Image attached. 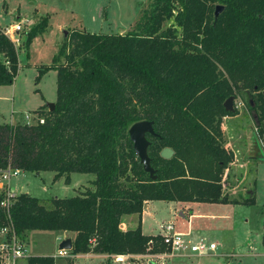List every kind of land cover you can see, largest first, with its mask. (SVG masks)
<instances>
[{"label":"trees","instance_id":"trees-1","mask_svg":"<svg viewBox=\"0 0 264 264\" xmlns=\"http://www.w3.org/2000/svg\"><path fill=\"white\" fill-rule=\"evenodd\" d=\"M218 5L225 10L216 21ZM47 27L48 17L34 24L25 49ZM18 68V51L0 28V86H11ZM50 70L55 108L34 111L42 123L0 124V170L53 172V182L65 184L71 174H90L92 188L47 206L22 192L10 207L22 239L31 231L71 233L73 255L108 261L165 253L161 235L142 233L143 206L227 204L222 177L234 155L222 144V124L238 114L225 110L232 96L250 95L264 153V0H148L124 34L69 31L36 80ZM140 121L153 122L155 135L146 138L154 181L128 137ZM164 148L171 159L160 157ZM130 215L137 225L120 228ZM7 223L0 208V228ZM25 264L55 258L28 256Z\"/></svg>","mask_w":264,"mask_h":264},{"label":"rangeland","instance_id":"rangeland-1","mask_svg":"<svg viewBox=\"0 0 264 264\" xmlns=\"http://www.w3.org/2000/svg\"><path fill=\"white\" fill-rule=\"evenodd\" d=\"M147 3L148 0H0V28L15 23L21 25L16 44L19 61L17 75L11 86H0V124L14 121L34 123L38 116L34 111L56 101V72L50 70L40 80L36 78L40 67L51 63L62 44V31H67L66 38L72 30L124 34L132 30ZM44 17H48L47 30L33 39L29 48L25 49V33ZM235 98L238 114L224 118L222 124V144L234 155L233 162L222 177L223 192L228 194L227 204L231 205L197 203L194 212L203 217L188 220V217H181V212L189 215L195 207L186 208L188 206L174 202L148 201L151 203L148 210L146 207L143 209L147 213L142 212L141 219V229L146 235H163L164 227L169 224L176 231L190 227L191 224L197 228L200 225L207 226L209 229L204 230V240L218 246L216 254L192 258L148 254L133 260L134 264H264V163L248 164L245 167L248 169L245 185L234 192L228 191L243 178L244 171L240 169L242 163L238 161L244 159H240V156L242 158L249 152L256 155L263 152L257 134L255 113L249 107L252 103L250 95L243 94ZM237 152H241L238 159L235 155ZM53 176V172H41L38 175L20 172L18 177L11 179V186L16 196L25 188L30 196L38 198L46 206L52 198H69L92 188L89 181L93 176L90 174H71L70 184H65L63 179L53 182ZM244 188H252L253 205L247 203L251 196L246 194ZM124 222L133 228L138 218L125 217ZM122 224L123 220L120 228L125 229ZM62 237V232H28L23 237L27 255L52 256L55 264H117L108 261L107 257L88 254L76 255L71 259L58 258L56 253ZM68 237L71 240L73 238L65 236L66 239ZM20 264H25V260Z\"/></svg>","mask_w":264,"mask_h":264},{"label":"built area","instance_id":"built-area-1","mask_svg":"<svg viewBox=\"0 0 264 264\" xmlns=\"http://www.w3.org/2000/svg\"><path fill=\"white\" fill-rule=\"evenodd\" d=\"M1 30L16 47L19 41L21 25L15 23ZM25 118L29 120L28 116ZM36 122L42 123L43 120L36 119L34 123ZM28 124L30 123L28 122ZM20 172V170L11 169L9 167L0 170V192L4 193V197L0 201V208L8 220V223L0 228V264H20L22 260L28 257L27 245L15 232L10 219V207L17 197L14 193V188L11 186V179L18 177ZM162 237L167 251L154 256H168L169 258L203 257L211 255L218 250V246L215 243H207L204 239L194 241L186 234L175 232L172 224L164 227V234ZM65 239V236H63L60 242ZM75 256L76 255L71 253V250L60 248H58L56 253V257L58 258L71 259ZM130 259L129 256H114L112 261L117 264H134Z\"/></svg>","mask_w":264,"mask_h":264},{"label":"water","instance_id":"water-1","mask_svg":"<svg viewBox=\"0 0 264 264\" xmlns=\"http://www.w3.org/2000/svg\"><path fill=\"white\" fill-rule=\"evenodd\" d=\"M225 8L223 6L218 5L215 9V20L217 21L220 15L224 12ZM63 38H66L67 31H62ZM264 94V92H263ZM235 100L234 96L230 97L224 103L225 110L229 113H235ZM46 108L49 112H52L55 108L54 103H47ZM151 135L154 136L153 130V122L152 121H140L132 124L128 129V137L130 142L133 145L134 154L139 159V163L142 166V169L145 173L149 175L151 180H156L155 170L151 166V160L148 156L147 150L150 145V142L147 140L146 136ZM173 155V151L170 148H164L160 152V157L166 160H169ZM39 173H37L38 175ZM23 193H27V189H24ZM146 205L144 204L143 209H145ZM60 249L71 250L72 249V241L67 238L63 240L59 244Z\"/></svg>","mask_w":264,"mask_h":264},{"label":"crops","instance_id":"crops-1","mask_svg":"<svg viewBox=\"0 0 264 264\" xmlns=\"http://www.w3.org/2000/svg\"><path fill=\"white\" fill-rule=\"evenodd\" d=\"M55 103V102H54ZM39 108V107H38ZM37 108V109H38ZM15 122V121H14ZM241 153V152H240ZM239 152H237V153H235V155H236V158L238 159V156H239V154H240ZM255 155V156H254ZM240 159H244V160H239L238 161V163L240 162V163H242V165H240V169H242V171H244V174H243V178H241L240 180H238L237 181V184L233 187V188H229L228 189V191L229 192H234L235 190H237V189H240V188H242L244 185H245V183L247 182V178H248V169H245V167L248 165V164H253V163H255V165H256V163L257 162H260V163H264V153L262 152H260V154H258V155H256L255 153H252L251 154V152H249L248 153V155H246V156H242V158H241V156H240ZM248 160V161H246L245 162V160ZM263 161V162H262ZM256 167V166H255ZM244 168V169H243ZM231 170V169H230ZM71 178H70V182H71ZM25 189V188H24ZM24 189H23V191H24ZM252 189V188H251ZM251 189H249V190H247V188H244V191L246 192V194H248L249 196H251V197H249L248 199H251V198H254V194H253V192L251 191ZM234 190V191H233ZM27 194H28V191H27ZM224 195H226V196H228V194L225 192L224 193ZM151 202H148V203H146L145 205H146V208H147V210H148V205L150 204ZM169 203H173V202H169ZM173 204H179V205H183V206H188V207H186V208H191V207H195L194 209H192V212L189 214V215H186L185 213H184V211H182L181 213V217H183V218H187L188 220L189 219H197V218H202L203 216L201 215V214H195V209H196V206L195 205H197V203H178V202H174ZM198 204H201V203H198ZM206 205H212V206H215V205H220V206H230L231 204H206ZM237 206V205H236ZM240 206V205H239ZM143 213H147V212H143ZM143 213H142V215H143ZM197 213V212H196ZM142 215H141V219H142ZM131 217L132 216H135V217H137L138 218V216L137 215H130ZM125 217H129V216H125ZM125 217H123L122 218V220H123V224H122V226L123 227H125V229L124 230H126V229H132V227H130V226H127V224L124 222V220H125ZM212 218H215V217H212ZM187 220V221H188ZM137 225V222H136V224H135V226ZM134 226V227H135ZM204 225H200V226H198V228L197 227H195V225H190V227L188 226V227H185V228H183V229H180L179 231H176L175 230V228H174V231L175 232H178V233H182V234H186V235H188V237L191 239V240H194V241H200L201 239H204V237H205V234H204V230L206 229H209V227H207V226H204ZM133 227V228H134ZM174 227V226H173ZM142 233L143 234H145L143 231H142ZM62 234H63V236H68V235H70V236H72L73 237V234H71V233H63L62 232ZM146 235V234H145ZM151 236H154V235H151ZM162 236V235H161ZM68 238H70V237H68ZM71 239V238H70ZM212 243H214V242H212ZM217 252V251H216ZM216 252L215 253H212L211 255H215L216 254ZM88 255H92V256H96V257H105V256H101V255H94V254H88ZM143 257V256H142Z\"/></svg>","mask_w":264,"mask_h":264}]
</instances>
